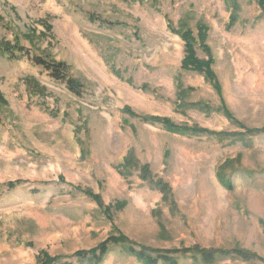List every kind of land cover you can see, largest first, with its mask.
<instances>
[{"label": "rangeland", "instance_id": "374dc122", "mask_svg": "<svg viewBox=\"0 0 264 264\" xmlns=\"http://www.w3.org/2000/svg\"><path fill=\"white\" fill-rule=\"evenodd\" d=\"M201 25L218 87L181 66ZM0 41L22 47L0 50V264H95L75 253L120 233L180 264H264L257 0H0ZM27 53L64 62L80 94ZM109 246L96 264H143ZM196 246L257 256L182 253Z\"/></svg>", "mask_w": 264, "mask_h": 264}, {"label": "trees", "instance_id": "16d2710c", "mask_svg": "<svg viewBox=\"0 0 264 264\" xmlns=\"http://www.w3.org/2000/svg\"><path fill=\"white\" fill-rule=\"evenodd\" d=\"M260 3L261 7L264 9V0H257ZM182 38L185 41V54L181 62L182 68L186 70H193L197 72H202L206 75L208 79L215 83V86L218 87L219 84L216 80V75L212 68L213 65V57L210 55V48L206 44V28L201 25L199 26V32L195 36L191 29H186L181 32ZM204 49L208 58L201 59L196 54V44ZM0 50L3 53H11L15 54L16 51L22 50L17 44H12L10 41H0ZM24 53H22L23 55ZM27 55L32 58L36 64L43 65L49 72L50 75L58 80H61L66 83L68 88L75 92L76 94H80L81 92V83L76 78L71 77L68 73L67 65L61 61H52V63L46 62L39 56H30L29 53ZM15 56V55H14ZM129 110V108H127ZM153 121L161 122L164 126L172 129H176L180 132H190L193 134H199L201 132L212 134L214 131H211L206 128H198L191 127L187 125H177L173 123L169 118L166 117H158L152 116L148 117ZM258 132H264V128L258 129ZM247 132H251V130L247 129ZM224 134V133H221ZM226 134V133H225ZM92 194V193H90ZM92 196L100 203L102 200L96 194H92ZM109 245L120 246L123 251L135 256L138 258L143 264H180L178 256L173 253H176L178 250H168V249H153L130 240L129 237L124 234L112 235L104 242L98 244L96 247L75 253L80 260H87L90 263H98L102 260L103 256H105L109 250ZM182 253L189 254V257L194 261H202V262H211L217 258V255L220 254H236L244 257L245 259H254L257 255L255 253H250L247 251H243L239 248L229 250H215V249H201L198 246L196 247H187L184 248ZM60 260V256L50 257L49 255H44V260L42 264H56ZM57 264H72L68 261H60Z\"/></svg>", "mask_w": 264, "mask_h": 264}]
</instances>
